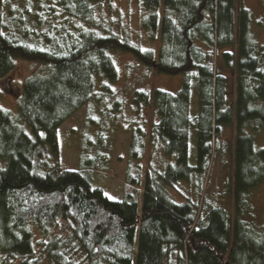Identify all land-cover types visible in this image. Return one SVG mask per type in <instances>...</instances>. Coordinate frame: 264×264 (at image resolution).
I'll list each match as a JSON object with an SVG mask.
<instances>
[{
    "label": "trees",
    "instance_id": "obj_1",
    "mask_svg": "<svg viewBox=\"0 0 264 264\" xmlns=\"http://www.w3.org/2000/svg\"><path fill=\"white\" fill-rule=\"evenodd\" d=\"M106 1L28 0L16 13L0 10V79L16 59L45 67L24 79L17 99L33 137L0 108V264H263L264 227L249 221L246 204L264 178V148L255 149L245 133L264 124V48L251 38L249 11L239 0H139L150 37H160L155 56L126 37L91 29L96 7ZM218 49H227L221 57L235 74L231 103L226 78L212 63ZM114 51L158 74L183 76L176 93H136V103L153 104L159 118L150 135L172 162L143 170L135 161L144 132L134 129L119 199L92 185L93 157L78 169L57 162L58 129L93 100V75L117 79ZM227 125L233 126L231 208L212 205L201 188L194 199L175 200L167 188L206 173ZM47 153L55 161L40 173L36 165ZM59 223L67 225L66 237L53 234Z\"/></svg>",
    "mask_w": 264,
    "mask_h": 264
},
{
    "label": "rangeland",
    "instance_id": "obj_2",
    "mask_svg": "<svg viewBox=\"0 0 264 264\" xmlns=\"http://www.w3.org/2000/svg\"><path fill=\"white\" fill-rule=\"evenodd\" d=\"M28 0H0V10L12 9L18 12ZM250 13L249 32L254 43L264 48V0H239ZM148 12L139 0H108L98 5L90 19L91 29L99 35L107 31L126 37L142 50H151L157 55L160 37L157 33L150 37L144 18ZM32 24V16L26 18ZM214 52L212 63L217 73L226 78V99L233 102L235 91V74L222 60L221 52ZM112 62L117 70V79L109 82L100 72L93 75V100L78 109L58 129L59 157L58 166L66 169L88 167L91 157L94 166L91 170L92 185L104 190L109 199L122 197L125 184V169L128 163V148L134 129L143 130V154L135 162L143 170L160 171L172 160L162 149V142L151 136V126L157 122L158 114L151 102L136 103L137 92L151 93L154 89L176 93L183 80L182 75L156 73L154 67L148 68L129 53L110 52ZM45 67L32 60L16 59L13 70L0 79V108L8 111L17 119L22 129L33 137L27 124L20 119L17 111V99L22 82L30 75L43 73ZM196 94L191 96L192 107L195 106ZM253 137L255 149L264 148V124L251 130L245 129ZM40 136L42 133L39 132ZM233 126L222 127L217 150L212 154L206 173L196 175L188 181H179L168 193L177 201L185 197L195 198L197 189L201 188L206 201L212 205L231 208L230 188L232 173ZM194 141L188 145L189 163H194ZM55 159L50 153L43 156L36 165L37 171L43 173ZM35 163V162H34ZM264 163V161H263ZM193 198V199H194ZM250 205L249 221L256 228L264 227V178L250 192L246 199ZM69 233L64 223H59L53 234L66 237ZM36 234V238H38ZM132 264H134L132 262Z\"/></svg>",
    "mask_w": 264,
    "mask_h": 264
},
{
    "label": "water",
    "instance_id": "obj_3",
    "mask_svg": "<svg viewBox=\"0 0 264 264\" xmlns=\"http://www.w3.org/2000/svg\"><path fill=\"white\" fill-rule=\"evenodd\" d=\"M263 264H264V262H263Z\"/></svg>",
    "mask_w": 264,
    "mask_h": 264
}]
</instances>
